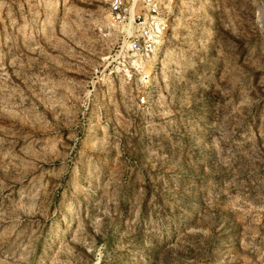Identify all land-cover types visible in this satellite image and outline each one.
<instances>
[{
  "label": "rangeland",
  "instance_id": "1",
  "mask_svg": "<svg viewBox=\"0 0 264 264\" xmlns=\"http://www.w3.org/2000/svg\"><path fill=\"white\" fill-rule=\"evenodd\" d=\"M107 3L0 0V264H264L260 0Z\"/></svg>",
  "mask_w": 264,
  "mask_h": 264
},
{
  "label": "built area",
  "instance_id": "2",
  "mask_svg": "<svg viewBox=\"0 0 264 264\" xmlns=\"http://www.w3.org/2000/svg\"><path fill=\"white\" fill-rule=\"evenodd\" d=\"M168 0H108L107 12L112 21L129 22L134 26L133 37L125 43L133 55H149L169 40L170 20L165 10ZM264 10V0H260ZM139 6V10H136Z\"/></svg>",
  "mask_w": 264,
  "mask_h": 264
},
{
  "label": "bare ground",
  "instance_id": "3",
  "mask_svg": "<svg viewBox=\"0 0 264 264\" xmlns=\"http://www.w3.org/2000/svg\"><path fill=\"white\" fill-rule=\"evenodd\" d=\"M130 21H131V17H130V19H129V23H130Z\"/></svg>",
  "mask_w": 264,
  "mask_h": 264
}]
</instances>
